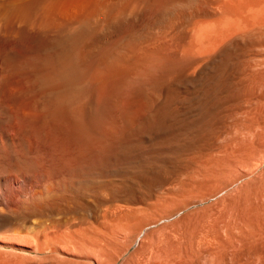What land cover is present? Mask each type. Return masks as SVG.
Wrapping results in <instances>:
<instances>
[{"label":"bare ground","instance_id":"obj_1","mask_svg":"<svg viewBox=\"0 0 264 264\" xmlns=\"http://www.w3.org/2000/svg\"><path fill=\"white\" fill-rule=\"evenodd\" d=\"M142 11L153 13L156 28H149L148 23V28L142 31L130 32L122 37L117 34V39L110 36L111 30ZM182 28L191 35L183 48L180 47L183 37L176 34ZM243 57L249 59H245L248 64L245 71L252 79L248 88L264 89V0H0V264H118L128 251L126 248H129V243L139 236L137 231L145 221L139 215L154 208L160 201H167L176 191L175 179L181 174L189 176L188 179L186 175V178L183 176L188 182L192 174L198 175L199 179L207 174H210L209 178L213 176L210 172L216 166L214 163L194 165L192 162L186 163L184 159L189 157L190 152L201 149L205 143L222 102L231 93L228 87L233 79L231 77L235 76L232 74L233 61ZM231 87L236 89L233 84ZM262 89L260 91L264 93ZM247 110L246 114L249 113ZM263 110L261 108L260 111ZM239 114L242 117L243 114ZM240 122L242 124L243 121ZM259 130L257 132L260 133ZM260 159L256 163L254 157L255 164L250 169L249 166L248 170H243L246 162L243 161L242 170L238 168L236 179L230 183L224 182L223 189L216 190L217 193L211 191L212 194L215 192L218 195L225 190L228 192L246 178H252L255 183L263 181L264 154ZM225 168L230 170L227 166ZM232 174L236 176L237 173ZM219 177L221 179L222 176L219 174ZM183 183L186 186V181ZM238 187V191L234 189L232 193L239 194L242 188ZM241 187L245 189L247 186L241 183ZM253 188L256 189L255 186ZM245 190L244 194L249 189ZM154 199L157 200L156 204ZM179 199L178 202L172 201L173 205L169 202L175 207V203L183 202ZM194 200L197 203V199ZM223 206L226 205L223 203ZM226 207L228 209L230 206ZM221 209L225 210V207ZM155 210L154 213L157 212ZM260 210L263 216L264 211ZM229 211L231 214V209ZM229 215L227 218H231ZM218 217H223V214L221 217L218 214ZM240 221L236 222L238 227L242 223ZM215 222L219 223L217 220ZM220 223L216 224L218 229ZM253 223H256L255 220ZM207 225L212 226V223ZM230 226L232 228V224ZM235 228L238 229L234 227V231ZM220 229L216 231H223L222 227ZM261 229H264V222ZM230 230L228 233L233 231ZM259 232L263 234L264 230ZM213 235L210 239L214 238ZM232 236L226 235L224 242ZM210 239L207 244L212 241ZM245 240L243 243L248 244L249 240ZM239 241L242 247L243 243ZM261 244L264 245V242ZM191 247V251H188L190 254L194 250ZM238 247L239 251L243 249ZM116 248L119 253L113 257ZM214 248L217 249L216 246ZM254 248L253 252L250 249L248 251L256 253ZM201 251L200 255L203 253ZM195 253L197 256L198 253L194 251V256ZM165 254L163 257H171V254ZM135 256L139 257V254ZM189 256L191 261L196 260L192 255ZM148 257H145L146 260L143 257L142 261L138 259L139 262L135 263L163 264V259L165 263L168 260L157 258L160 260L157 262L154 258V263ZM172 257L176 258V253ZM247 260L244 262L248 263ZM211 263H214L213 259Z\"/></svg>","mask_w":264,"mask_h":264},{"label":"rangeland","instance_id":"obj_2","mask_svg":"<svg viewBox=\"0 0 264 264\" xmlns=\"http://www.w3.org/2000/svg\"><path fill=\"white\" fill-rule=\"evenodd\" d=\"M150 11H142L141 13L139 12L138 14H136V15H133V16H131V18H128L124 23H122L119 27H117L116 29H113V30H111L110 32V36H112V38H114V39H117V38H119L118 36H120V37H122V35H126V34H128V33H130V32H136V31H142V30H144V29H147L149 26V28H152L153 26V28H156L157 27V24L155 23V21H154V15H153V13L151 12V13H149ZM139 15V16H138ZM136 17V18H135ZM151 19V20H150ZM130 22H131V24H130ZM154 22V24H152ZM128 23V24H127ZM149 23V24H148ZM133 24V25H132ZM147 24H148V27H147ZM152 24V25H151ZM156 24V25H155ZM143 25V26H142ZM156 26V27H155ZM121 27V28H120ZM129 27V28H128ZM123 28H124V30H123ZM126 28V29H125ZM152 28V29H153ZM186 28V27H185ZM185 28L183 29H181V30H177L178 31V33H177V31H176V34L178 35V34H180L181 35V37H183V38H181L182 39V45L180 46L181 48H183L184 46H186L187 45V43H188V39H190L191 38V35L190 34H188V33H186V30H185ZM119 29V30H118ZM121 29V30H120ZM133 29H135V30H133ZM115 30V31H114ZM127 30H129V32L127 31ZM132 30V31H131ZM184 31V34H183V31ZM125 32V33H123V32ZM119 32V33H118ZM117 34H118V36H117ZM121 34V35H120ZM183 34V35H182ZM188 35H190V36H188ZM190 37V38H189ZM184 45V46H183ZM168 46H169V43H168ZM178 57H180V53H178ZM245 59H247V61L249 60L248 59V57L247 58H238L237 60H234L233 62H235V63H233L232 65H233V71H232V74L234 75L235 74V76H233V77H231V78H233V79H231L230 80V82H229V87H228V90H230L231 91V93L229 92V97L225 100V101H223L222 102V106H220V108H219V110H218V114H220L221 113V115H218L217 114V116L215 117V119H214V121H213V124L214 125H212V127H211V129L209 130V134H208V136H207V139L205 140V143L203 144V146L201 147V149H199V150H195V151H193V152H190L189 153V157L187 156L184 160H185V162L186 163H193L194 165H198V163L199 164H210V165H212L213 163L216 165L215 166V168L213 169V171H211L210 173L211 174H213V178L212 177H210V178H212L211 180H210V178H209V176H210V174H207L205 177H200V179H199V176L198 175H196V174H192V179L194 178V176H195V180L193 179H191V181H187L186 179L184 180V177H185V175H186V177H187V179L189 178V176L187 175V174H181L178 178H177V180L175 179V186H176V191H175V193H173L168 199H167V201L166 200H164V201H160L158 204H156V199H154V203L156 204L155 206H154V208H152V209H150V210H148V211H146L145 213H147V214H149V215H145V213H143L142 215H139V217L141 218V220H145L146 221V223H145V221L144 222H142L143 224V228L140 226V228L138 229V231H137V234L139 235H137L138 237H137V239L135 240V241H131L130 243H129V248L127 247L126 248V250H128V251H126V253H125V255L124 256H122V258L119 260V263L118 264H126V263H128V264H130L131 262V264H136L137 262H139L138 261V259H140L141 261H142V258H143V260H146V258L145 257H148L149 255V257L148 258H150L151 257V259H152V262H154L153 260H154V258H155V260L158 262V260L160 259V260H162V258H165V259H168V260H166V263H165V260L163 259L162 261H164V262H161V263H165V264H169V263H167V262H171V257L174 255L175 256V253H176V258H174V257H172V262H173V264H178V262H179V264H180V262H181V256H183L182 258H183V260L185 261V263L183 262V260H182V263L183 264H199V261L201 262V264H210L211 262H212V259H213V261H214V263H211V264H220V263H224L225 261H227L229 264H231V262H232V260H234V262H237L236 261V259L238 260V262H241L240 264H253V262H255V264H263L262 263V261H263V259L262 258H264V257H262V255H264V245H260V243L263 241L264 242V232H263V234H261L262 232H259V231H263L264 229H261V228H263V222H264V214H263V216H262V213H261V210L260 209H262L263 211H264V199H263V197H264V193L262 192V191H264V183H263V181H257V182H259V183H255V181L254 180H251L252 178H250V179H248V178H246V179H243V180H241V181H239L238 182V184H236L235 185V187H233L232 189H230L228 192L225 190V191H223L222 193H220V194H218V195H215L216 193H217V191L219 190L220 191V189L222 190L223 189V183L224 182H228V183H230L231 182V180H235L236 179V177H237V175H238V168L239 167H241V169L239 168V170H242V162L244 161H246L244 164V167H243V170L244 169H247L248 170V167H249V169L255 164L254 163V161L256 160V163L259 161H257V159L259 158L260 159V156H262V154H264L263 153V146H264V98H262V95H264V93H261V89L262 88H258L257 90L255 89H249L248 87L250 86V83L252 82V79H250V77L247 75V71H245V70H247V68H246V65H248V64H246V60ZM238 60H241V62L242 63H244L245 65L243 66V64L242 63H240V61H238ZM242 60H245V61H242ZM238 61V62H237ZM238 65H240V67L238 66ZM245 67V69H243ZM240 69V71L238 70V69ZM241 69H242V71H241ZM237 70L239 71V72H237ZM244 70V71H243ZM244 73L243 75H242V73ZM239 73H240V75H241V77H240V75H239ZM236 76L237 77H239V79H241V80H239L238 78H236ZM243 76V77H242ZM245 77V78H244ZM250 79V81H249V79ZM243 78L245 79V80H243ZM248 80H247V79ZM238 79V80H237ZM234 80V81H233ZM243 80V81H242ZM246 80H247V82H246ZM231 81H232V83H231ZM236 81V82H235ZM239 81H241L242 82V84L244 83V86L241 84V82H239ZM248 84V85H246V83ZM231 83V84H230ZM232 84H233V86H236V89L235 90H237V91H239L238 93L236 92V93H233L232 91H234L235 92V90H233L234 89V87H231L232 86ZM234 84H238V86L237 85H234ZM231 85V86H230ZM243 86V87H242ZM231 87V88H230ZM237 87H239L238 89H237ZM241 87L243 88V90L241 89ZM246 88V89H245ZM244 89H245V92L246 91H248L247 93H245L244 92ZM252 90V91H251ZM253 90L254 91H257L256 93H254L253 92ZM242 91V92H241ZM251 91V92H250ZM262 91L264 92V89H262ZM253 92V93H252ZM259 93L261 94L260 96H259ZM231 94V95H230ZM250 94V95H249ZM254 94H255V96H254ZM232 95H234L235 97L233 98V96ZM246 95H248L249 97L247 98L246 97ZM253 95V96H252ZM232 96V97H231ZM251 96H252V98H251ZM257 96V97H256ZM259 97V100L257 99ZM264 97V96H263ZM232 98V99H231ZM236 98V99H235ZM240 98V99H239ZM245 100H244V99ZM251 98V99H250ZM230 99V100H229ZM235 99V100H234ZM255 100V101H253V100ZM258 101H257V100ZM262 99V100H261ZM238 100H239V102H238ZM247 100V101H246ZM234 101V102H233ZM237 103H236V102ZM247 102V103H249L250 101H251V103L250 104H248L249 106H247L246 107V105H247V103H245V102ZM252 102H254V103H252ZM257 102V103H256ZM260 102V103H259ZM229 103V104H228ZM236 103V104H235ZM239 103H240V105H239ZM245 103V104H244ZM254 106H253V105ZM256 104H259L258 106L256 105ZM230 105V106H229ZM235 107H234V106ZM252 105V106H251ZM229 106V107H228ZM240 106V107H239ZM246 108H245V107ZM251 106V107H250ZM256 106V107H255ZM228 107V108H227ZM237 107V108H236ZM243 107H244V109H243ZM231 110H230V109ZM237 110H236V109ZM239 108V109H238ZM251 108V109H250ZM261 108H262V110L263 111H260L261 110ZM226 109V110H225ZM228 109H229V112H227L228 111ZM243 109V110H242ZM247 109H249V111L247 110ZM222 110H224L226 113L224 114V113H222V112H224V111H222ZM235 112H234V111ZM245 110V111H244ZM246 110L249 112H247L248 114H246L245 112H246ZM238 111V112H237ZM251 111V112H250ZM230 112H231V114H230ZM243 112V113H242ZM263 112V113H262ZM238 114V118H239V120H238V118H237V116H235L234 114ZM239 113H241V115H242V117L241 116H239L240 114ZM260 113V114H259ZM228 114V115H227ZM236 114V115H237ZM223 115V116H222ZM225 115V116H224ZM233 115H234V117L235 118H237V121H235L236 119L235 118H233ZM250 116L249 117V119H248V116ZM258 115V116H257ZM226 116H230V117H232L231 118V120H229V118H227ZM245 116V117H244ZM224 117V118H223ZM227 119H226V118ZM217 118H219L220 120H221V123L223 124H219V119H217ZM222 118V119H221ZM225 119L227 120V121H225ZM233 119H234V121H233ZM246 119H248V121L246 120ZM252 120H253V123H252ZM240 121H243L242 122V124H241V122ZM225 124H224V123ZM229 122H230V124H229ZM236 123V124H235ZM250 123H252V128L251 129H249V126H251V124ZM249 124V125H248ZM218 125H219V127H218ZM240 125V126H239ZM221 126H222V129H221ZM224 126H226L225 128H224ZM236 128H235V127ZM240 127V129H239V127ZM233 128H235V129H233ZM243 128H245V129H243ZM257 128V129H256ZM260 129V130H259ZM221 130V131H220ZM237 130V131H236ZM240 130V131H239ZM241 130H243V131H241ZM252 130V131H251ZM260 131V133L259 132H257V131ZM246 131V132H245ZM249 131H251V133L249 132ZM254 131V132H253ZM255 132H257V133H255ZM236 133V134H235ZM255 133V134H254ZM258 133H259V136H258ZM229 134V135H228ZM246 134V135H245ZM224 135H225V137H224ZM227 135V136H226ZM237 135V136H236ZM244 135V136H243ZM249 135V136H248ZM252 135L254 136V138L252 137ZM229 136V137H228ZM231 136V137H230ZM233 136V137H232ZM239 136V137H238ZM242 136V137H241ZM219 137V138H218ZM223 137L224 138H226V140L225 139H223ZM256 137H257V139H256ZM213 138V139H212ZM217 138V139H216ZM223 140V143H222V140ZM230 140V141H229ZM252 140H254V141H252ZM226 141V142H225ZM259 141H261V142H263V144L262 143H260ZM228 142V143H227ZM259 143V145H258V147H255L257 144ZM229 144V145H228ZM236 145V146H235ZM246 145H248L250 148H247L248 146H246ZM228 146V147H227ZM233 146V147H232ZM240 146V147H239ZM245 146H246V148H245ZM262 146V147H261ZM224 147V148H223ZM226 147V148H225ZM233 148V150H232V148ZM238 147H239V149H238ZM243 147V148H242ZM236 148V149H235ZM253 148V149H252ZM257 148V150H255ZM263 148V149H262ZM258 149H259V151H258ZM238 150V151H237ZM247 150L249 151V152H247ZM255 150V151H254ZM260 150L262 151L261 153H260ZM201 151V152H200ZM208 151V152H207ZM230 151V152H229ZM242 151H246V152H242ZM256 151H258V152H256ZM202 152H203V154H202ZM248 153V154H247ZM251 153V154H250ZM258 153V154H257ZM197 154V155H196ZM202 154V155H201ZM210 154V155H209ZM224 154V155H223ZM231 154V155H230ZM235 156H234V155ZM256 154V155H255ZM194 155V156H193ZM199 155V156H198ZM222 155V156H221ZM226 155V156H225ZM238 155V156H237ZM248 155L250 156V158L248 157ZM255 155V156H254ZM257 155H258V157H257ZM196 156V157H195ZM215 156V157H214ZM233 156H234V160L231 162V159H233ZM255 157V160H254V157ZM242 157H243V159H242ZM253 157V158H252ZM202 158V159H201ZM226 158V159H225ZM238 158H241L240 160H238ZM247 158H249L248 160H247ZM246 159V160H245ZM189 160V161H188ZM192 160V161H191ZM226 160V161H225ZM260 160H262V159H260ZM199 161V162H198ZM221 161V162H220ZM238 161H240V162H238ZM195 162V163H194ZM197 162V163H196ZM252 162V163H251ZM221 163H223L222 165H221ZM230 163H232V164H230ZM213 164V165H214ZM247 164H250V165H248L247 167H246V165ZM225 165V166H224ZM218 166H220V167H218ZM227 166V168L228 169H230L231 170V173H230V170H227L226 168L224 169V167H226ZM229 167H231V168H229ZM232 167L234 168V169H236V170H234V169H232ZM246 167V168H245ZM218 168V169H217ZM222 168H223V170H222ZM215 170V171H214ZM226 173V176H225V174L223 175V173L224 172ZM229 171V172H228ZM236 172L237 174H236V176L235 175H233L232 173H234V172ZM223 172V173H222ZM216 173H218V174H216ZM219 174H220V176H222L221 177V179H218V178H220L219 177ZM231 174V175H230ZM184 176V177H183ZM224 176V177H223ZM230 176V177H229ZM231 176H233L232 178H231ZM181 177V178H180ZM185 177V178H186ZM196 177H198L197 179H196ZM227 177V178H226ZM201 178H203V179H201ZM215 178H216V180H215ZM206 179V180H205ZM207 179H209V180H207ZM226 179H227V181H226ZM228 179H229V181H228ZM179 180V181H178ZM197 180H199V181H201V182H197ZM204 180H205V182H204ZM219 180H220V182H219ZM222 180V181H221ZM233 180V181H234ZM250 180V181H249ZM177 181H178V183H177ZM182 181V182H181ZM184 181H186V186H184ZM218 181V182H217ZM232 181V182H233ZM249 181V182H248ZM254 181V182H253ZM181 182V183H180ZM217 182V183H216ZM244 182H247V183H250V185L249 184H247V183H244ZM252 182V183H251ZM183 183V184H182ZM190 185H189V184ZM192 183V184H191ZM201 183V184H200ZM204 183V184H203ZM211 183H213V184H211ZM214 183H216V184H214ZM220 183V184H219ZM241 183H242V185H244V186H247L245 189H244V187H241ZM254 183V184H253ZM263 185H261V184ZM207 184V185H206ZM217 184H219L218 185V187L216 186ZM222 184V185H221ZM247 184V185H246ZM178 185V186H177ZM182 185V186H181ZM193 185V186H192ZM196 185H198V186H196ZM221 185V186H220ZM259 185V186H258ZM190 186V187H189ZM203 188H202V187ZM206 186H207V188H206ZM239 186V187H238ZM248 186H250V187H248ZM253 186H255L256 187V189L255 188H253ZM184 187H186V188H184ZM242 188V190L240 189L239 190V194H237L238 192H236V193H232V190L234 191V189H236V188ZM260 187H262V189L260 188ZM178 188H180V190H178ZM182 188V189H181ZM187 188H190L189 190L191 191V188L193 189V191H191V192H193L194 194H196V193H199V194H197V195H194L193 193H191ZM195 188V189H194ZM209 188H213L212 190L210 189L209 191H206V190H208ZM249 190H248V189ZM185 189V190H184ZM199 190V192H198V190ZM202 189V190H201ZM206 189V190H205ZM215 189V190H214ZM252 189V190H251ZM260 189V190H259ZM178 190V191H177ZM187 190V191H186ZM194 190H195V192H194ZM217 190V191H216ZM244 190L245 191H247V193L246 194H244ZM254 190V191H253ZM182 191H184L183 193H181ZM200 191H201V193H200ZM206 191V192H205ZM211 191H216V193L215 192H213V194H212V192ZM235 191H238L237 189L235 190ZM234 191V192H235ZM249 191H250V193H251V191H252V193L250 194L249 193ZM177 192H178V194H181V196L179 195L178 196V194H177ZM188 194H187V193ZM209 193V194H207V195H204V193L206 194V193ZM226 192V193H225ZM230 192L232 193V194H230ZM241 192H243V193H241ZM192 195H194V196H196V197H194V196H191V194ZM263 194V195H261V194ZM185 194V195H184ZM200 194H202V195H200ZM233 194H235V196H233ZM241 194V195H240ZM243 194V195H242ZM257 196H256V195ZM178 196V198H180L179 200L181 201V200H183V202H180V203H175V202H178L177 200H178V198L177 197H175V196ZM187 195H188V197H187ZM201 197H203V198H201ZM204 195V196H203ZM215 195V197H213ZM238 195V196H237ZM240 195V196H239ZM249 195V196H248ZM253 196V197H250V196ZM254 195H255V197H254ZM197 196H199L200 197V199H199V197H197ZM206 196V197H205ZM212 197V199L210 198V197ZM223 196H225V198H227V200L223 197ZM228 196V197H227ZM236 196H237V198H236ZM242 196V198L241 199H243V200H241L240 199V197ZM258 196H261V197H258ZM173 197H175V198H173ZM184 199H183V198ZM190 197H191V199H190ZM193 197V198H192ZM234 197H235V199H234ZM247 197V198H246ZM249 197L251 198V200H249L248 201V199H249ZM256 197H257V199H256ZM171 198V199H170ZM172 198H173V200H172ZM182 198V199H181ZM194 198H196L197 199V203H196V200H194ZM208 198H210V199H208ZM222 198L224 199V202H223V200H222ZM239 198V199H238ZM175 199V200H174ZM190 199V202L189 203H187V200H189ZM199 199V200H198ZM206 199H208V200H206ZM231 199V200H230ZM244 199H245V201H244ZM259 199H261V200H259ZM169 200H170V202H172V201H175L174 203H175V207H173L172 205H173V202H172V205H171V203L169 202ZM218 200L221 202H218ZM225 200H226V202H225ZM230 200V201H229ZM238 200V201H237ZM239 200H241V201H239ZM258 202H257V201ZM194 201H195V203H194ZM200 201H204L203 203H201ZM231 201H232V203L233 204H231ZM247 201V202H246ZM255 201V202H254ZM149 202H151V201H149ZM161 202H163L162 204H161ZM166 202V204L167 205H165L164 203ZM200 202V203H199ZM228 202H229V204H228ZM253 202V203H252ZM261 202V203H260ZM217 203H218V206H216L217 205ZM223 203L226 205V206H230V207H228V209L230 208L231 209V214L229 213L230 211V209L228 210L227 209V207L226 206H223ZM227 203V204H226ZM235 203V204H234ZM249 203V204H248ZM260 204V205H258V204ZM179 204H180V207H179ZM182 204H183V206H182ZM184 204H186V205H184ZM191 204V205H190ZM238 204H239V207H237L238 206ZM246 204H247V206H246ZM253 204V205H252ZM159 205V206H158ZM161 205V206H160ZM165 205V206H164ZM169 205V206H168ZM215 205V206H214ZM236 205V206H235ZM242 205V206H241ZM244 205H245V207H244ZM249 205V206H248ZM250 205H252V207L250 206ZM156 206H158L157 208H156ZM177 206V207H176ZM256 206V209L254 208V207ZM259 206V207H258ZM162 209H161V208ZM172 207V208H171ZM186 209H185V208ZM188 207V208H187ZM214 207V208H213ZM221 207H223V209H224V207H225V210H222L221 209ZM250 207H251V212H250ZM261 207V208H260ZM167 208V210L165 211V212H163V209H166ZM215 209L216 211H214L213 209ZM217 208V209H216ZM220 208V209H219ZM244 208H246V209H244ZM258 208H259V212L257 211L258 210ZM154 209H156L155 211H157V212H155L154 213ZM169 209H172V210H169ZM179 209V210H178ZM183 209V210H182ZM239 209V210H238ZM159 210V211H158ZM175 210V211H174ZM223 212H222V211ZM227 210V211H226ZM236 211V213H237V215H238V213H239V216H238V218H237V215H236V213H235V211ZM247 210H249V212L247 211ZM254 212H253V211ZM162 211V212H161ZM168 211H169V213H168ZM173 211H174V213H173ZM226 211V213L231 217V218H227V214L226 213H224ZM239 211V212H238ZM242 211V212H241ZM247 211V212H246ZM262 211V212H263ZM151 212H152V214H151ZM176 212V213H175ZM217 214H216V213ZM219 212V213H218ZM257 212V214H255ZM173 213V214H172ZM221 213V214H220ZM240 213H242V214H240ZM250 213V214H249ZM253 213V215H251ZM264 213V212H263ZM214 214H216V215H214ZM218 214H219V216L221 217V215L223 214V217H221V218H219L218 217ZM226 214V215H225ZM244 214H247L246 216H247V218H253V219H250L251 220V222H250V220H248L247 218H245V216H244ZM254 214H255V216H254ZM224 215L226 216L225 217V219H224ZM234 215H235V217H234ZM243 215V216H242ZM260 215H261V217H260ZM146 216V218H144L143 219V217H145ZM211 216H213V217H211ZM259 216V217H258ZM216 217H217V219H216ZM243 218V219H242ZM255 218V219H254ZM217 220V222H221V219H222V223L224 224V225H226V227L225 226H223L222 225V223H220V225H221V227H222V230L223 231H221V232H224V233H221V232H217V231H220L221 229V227H220V225H219V229H218V224L219 223H216L215 221ZM218 219L220 220V221H218ZM227 219H229V220H227ZM240 221V219H241V221L240 222H242V223H240V224H238V225H240L241 226V232L239 231V227L237 226V221L238 220ZM213 220H215V221H213ZM223 220H225V222L223 221ZM230 220H231V223H229L230 222ZM247 221V222H243V221ZM255 220V222L256 223H253V221ZM148 221V222H147ZM213 221V222H212ZM227 221H228V223H227ZM262 221V222H261ZM232 222H234V223H232ZM237 222V223H236ZM261 222V223H260ZM149 223V224H148ZM210 223H212V226L211 225H207V224H210ZM215 223V226L213 227V224ZM244 223V224H243ZM246 223V224H245ZM249 223H251L250 225H248ZM217 224V225H216ZM232 224V228H229L228 226H230ZM242 224H243V227L245 226V225H247L246 227H242ZM254 224H256L255 226H254ZM145 225V226H144ZM207 227H206V226ZM253 225V226H252ZM262 225V226H261ZM212 227L214 228V230L212 229ZM223 227H225L224 229H223ZM231 227V226H230ZM234 227H237L238 229H236L235 228V231H236V233H235V231H234ZM254 227H256V228H254ZM259 227V228H258ZM261 227V228H260ZM205 228V229H204ZM216 228V229H215ZM141 229H142V231H141ZM144 229V230H143ZM231 229V230H230ZM232 229H233V231H232ZM243 229H244V231H245V234H244V231H243ZM254 229V230H253ZM217 230V231H216ZM232 231V232H230V233H228V231ZM248 230H249V234H247L248 233ZM251 230V231H250ZM255 230H256V233H258V236H257V234L255 233ZM257 230H259V231H257ZM141 231V232H140ZM206 231V232H205ZM238 231V232H237ZM247 231V232H246ZM213 232V233H212ZM215 232H216V234H215ZM227 232V234H225ZM242 232H243V234H242ZM231 233H234V235L232 236V235H230ZM240 233V235H238ZM253 233H255V234H253ZM191 234V235H190ZM202 234H209L210 236L208 237L207 235L206 236H202ZM212 234H214L213 236H214V238L212 237L211 239H212V241H211V239H210V237L212 236ZM223 234V235H222ZM224 234H225V236H224ZM229 234V237L230 236H232L230 239H229V237L227 238V240H226V242H224L225 241V237H226V235H228ZM224 236L223 238H222V236ZM250 237H249V236ZM261 235V236H260ZM247 238L246 240L248 241H250V243H251V241L255 244V245H252V243L251 244H249V241H248V244H244L243 242V240H245V237ZM258 238H257V237ZM205 237V238H204ZM206 237H208V238H206ZM242 237V238H241ZM254 237V238H253ZM196 238H198V239H196ZM200 238V239H199ZM201 238L203 239L204 238V240H201ZM219 238V239H218ZM236 238H237V240H236ZM175 239V240H174ZM206 239V240H205ZM209 239H210V241L211 242H208V244H207V241H209ZM221 239H223V240H221ZM254 239V240H253ZM257 239V241L256 242H258V244H259V246H258V244H256V242H254L255 240ZM259 239H261L262 241H260ZM192 240V241H191ZM195 240H197L196 242H195ZM198 240H201V242H199ZM219 240H221V241H219ZM235 240V241H234ZM239 240H241V244H242V247H241V245H240V241ZM245 240V241H246ZM259 240V241H258ZM205 241H206V243H205ZM215 241H217V242H215ZM228 241H232V242H230V246L228 245ZM237 241V243H235V245H237V246H235L234 245V242H236ZM238 241H239V243H238ZM188 242V243H187ZM192 242V243H191ZM194 242H195V244L198 246H196L195 244H194ZM199 242V243H198ZM219 242V243H218ZM172 243V244H171ZM191 243V244H190ZM201 243V244H200ZM203 243H205L204 245L206 246H203ZM210 243H218L217 245H215V244H210ZM195 246H194V245ZM199 244V245H198ZM223 246H221V245ZM223 244H225L226 246H224ZM186 245V246H185ZM189 245V246H188ZM202 247H201V246ZM207 245L211 248L210 250H208L209 249V247H207ZM234 245V246H233ZM248 245V246H247ZM252 246V247H249V246ZM192 246V247H191ZM212 246V247H211ZM214 246H216L217 247V249H215L214 248ZM219 246H221V248L219 247ZM229 246V247H228ZM238 246H240V249L241 248H243V249H241L240 251L238 250L239 249V247ZM248 247V249H250L249 251L251 252V250H252V252H253V247L255 246V248H254V252H256V253H250L249 251H248V249L246 248V250H244V247ZM260 247V246H262L263 248H261L260 247V249L258 248V247ZM190 247H191V249L193 250L192 251V254H190V252H188V251H191L190 250ZM207 249H205V248ZM233 247V248H232ZM235 247H237V248H235ZM180 248V249H179ZM202 248V249H201ZM174 249V250H173ZM196 249V250H195ZM213 249V250H212ZM231 249H233V251H231ZM234 249H236V250H238V253H237V255H236V250H234ZM258 249V250H257ZM200 250H202L203 251V253L202 254H204L205 252H206V254H204V256L202 257L200 254H199V251ZM224 250V251H223ZM225 250H226V252H225ZM243 250H244V252H243ZM255 250H257V251H255ZM261 250V251H260ZM141 252V254H140V252ZM167 251V252H166ZM173 252V255H172V252ZM197 252L198 254H197V256H196V253H195V256H194V254H193V252ZM201 251V252H202ZM207 251H208V253H207ZM215 251H217V254H216V252ZM138 252V253H137ZM154 254H153V253ZM161 252V253H160ZM170 252V253H169ZM177 252H178V254H177ZM182 252H183V254H182ZM185 252V253H184ZM186 252H187V256H189V255H192L196 260H193V261H191L192 260V258H189V257H187L186 256ZM223 252V253H222ZM230 252H232V254H230ZM245 252H246V254L248 255L249 253V256H247L246 254H245ZM249 252V253H248ZM260 252H261V255H260ZM263 252V253H262ZM118 253H119V250H117V248L113 251V257H116V255L118 256ZM165 253H167L168 255L169 254H171V257H170V255L169 256H167V258L166 257H163V256H166V254ZM221 253H222V255H223V257H222V255H221ZM259 253V254H258ZM138 255L139 254V257H141V258H139L138 256H135V255ZM143 254V255H142ZM151 254H153V256L151 255ZM156 254H158V256H157V258H159L158 260H157V258L155 257L156 256ZM160 254L162 255V257L160 256ZM179 254H180V256H179ZM182 254V255H181ZM213 254H215V256L213 255ZM230 254V257H233V259H231L230 260V257L228 256V258H227V255H229ZM243 254H244V257H241V256H243ZM252 254V255H251ZM255 254V255H254ZM140 255H142V256H140ZM144 255H147V256H144ZM155 255V256H154ZM207 255V256H206ZM234 255V256H233ZM251 255V256H250ZM178 256V257H177ZM185 256V257H184ZM212 256H214V258L216 259H214ZM237 256V257H236ZM252 256H253V258H252ZM258 256H260V257H258ZM134 257V258H133ZM170 259H169V258ZM198 257V258H197ZM206 257V258H205ZM235 257V258H234ZM240 257H241V259H240ZM248 257H249V259H248ZM255 257H258V258H260L261 259V263H260V260L258 261V258L256 259ZM131 258H133V260L131 259ZM136 258V259H135ZM147 258V259H148ZM174 258V259H173ZM185 258L187 259V260H185ZM199 258H201V259H199ZM204 258V259H203ZM226 260H225V259ZM178 259V260H177ZM189 259V260H188ZM197 259H198V262H197ZM230 260V261H228V260ZM248 259V260H247ZM136 260V261H135ZM160 260H159V262H160ZM177 260V261H176ZM207 260V261H206ZM222 260H225V261H222ZM248 261V263L247 262H244V261ZM249 260L251 261V263L249 262ZM252 260H253V262H252ZM128 261V262H127ZM130 261V262H129ZM134 261V262H133ZM189 263H188V262ZM191 261V262H190ZM195 261V262H194ZM204 261H206V262H208V263H205ZM211 261V262H210ZM258 261V263H256ZM136 262V263H135ZM171 262V263H172ZM187 262V263H186ZM227 262H225V264H228ZM234 262H232V263H234ZM237 262V263H238ZM111 263H113V261L111 262ZM155 263V262H154ZM170 263V264H171ZM181 263V264H182ZM237 263H234V264H237ZM239 264V263H238Z\"/></svg>","mask_w":264,"mask_h":264}]
</instances>
